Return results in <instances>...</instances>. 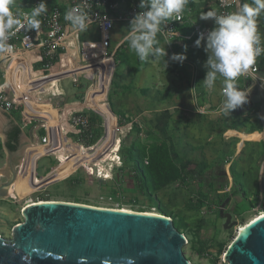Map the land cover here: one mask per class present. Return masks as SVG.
<instances>
[{
    "label": "rangeland",
    "instance_id": "1",
    "mask_svg": "<svg viewBox=\"0 0 264 264\" xmlns=\"http://www.w3.org/2000/svg\"><path fill=\"white\" fill-rule=\"evenodd\" d=\"M127 28L126 23L119 24L117 34L113 36V46L117 45L118 47V43L125 40ZM88 35H92L94 40L99 38L96 28L82 32L81 40H91L87 38ZM157 46L166 50V46L162 41H158ZM204 48L202 47L190 54L184 52L187 59L183 63L173 61L171 59L172 55H161L158 58L149 56L147 60L141 61L136 53L130 50L126 42L116 56L117 62L113 61V70L108 74L106 84V87L109 88L106 102L107 106L113 111L110 110L111 113H114V118L111 116V119L106 121L103 116L96 114L92 108L87 111L90 118L96 123L93 125V137L88 140L87 144H101L106 139V130L109 139L102 147V152L108 144L111 145L112 141L116 140L114 151L110 150V159L105 162L106 167L110 168V172H106L108 178L103 179V175H98L96 170L95 172L85 168L76 170L77 161L82 160L77 156V158L73 157L65 160V152L57 154L64 161L57 168L53 177L63 179L76 171L68 178L44 189L42 188V190L35 191L37 188L31 186L35 165L32 168L33 170L25 169L22 183L11 194L12 198L0 199V235L10 239L14 226L24 220L22 216L23 209L33 202L39 201L68 202L135 212L144 211L145 213L157 215L167 213L173 216L171 219L187 237L188 243L183 250L191 264H227L224 259L227 249L238 236V230L241 226L251 223L258 216L264 214V199L260 202V199L256 198V194L259 192L258 187H256L255 191L248 192L245 195L236 193L234 190L228 195L223 194L221 204L218 201H212L201 206L197 200H202L201 191L204 193L209 188L214 191V189L218 190L221 186L225 187L227 183L225 184V174L223 172L228 169L226 163L229 159H233L232 157L235 156L239 146L240 148L243 146V143L240 144V141L234 139L226 140L221 134L215 137L210 136L212 138L209 141L210 146H201L202 149H209V152L203 155L201 151L197 150L198 154L196 153V160H194L192 151L194 146L191 141L188 142L184 136L186 141L181 140L183 144L180 145V142L174 141L168 136L163 127L166 124L165 116L170 112L177 111V100L182 103L184 109L181 112L183 114H190L192 110L195 112L192 108L194 104L199 109L204 108L215 112L218 103L222 106L221 81L218 79L216 85L211 89L206 88L202 83L207 71L204 65L208 59ZM112 51L113 48L110 49V53ZM262 77L264 78V70L261 69L260 78ZM193 78L195 82L192 87ZM252 83V81H244L238 86H242L243 88H241L244 89ZM91 84L92 80L82 77L79 87L67 85L63 89L64 83L60 84L59 89L65 91L64 101L81 102ZM128 94H131V100L133 99V101L142 97L144 102L141 107L147 113H153L154 110H157V113H159L157 120L152 115H147V113L139 116L142 111L138 107H132L133 105L129 109L119 111L115 107V102H122V100L127 99ZM135 105L139 104L135 103ZM254 113L257 114V110ZM128 115L130 117H127ZM14 116L20 122L18 115L14 114ZM258 118L254 117L253 119L257 122V127L260 128V119ZM24 130L29 132L30 128L24 127ZM232 134L235 133L232 132ZM116 135L117 139H115ZM71 137L75 141L77 140L76 136L71 135ZM260 137L259 134L245 136L248 139ZM26 138L28 141L31 139L29 135ZM163 139L169 140L176 161L184 170L195 176V179L188 180L184 178V181H177L163 190L149 194L143 191L139 172L128 152L132 147L140 150ZM253 153L258 155L257 164L260 169V165L264 160V148L260 146L257 149L245 147L243 153L239 155L230 168L231 176L240 163L248 162L250 155H255ZM116 154H119L120 160L117 159V156L115 159ZM217 157L220 158V165L224 166V169L221 168L222 171H217L221 180L215 183L211 181L212 184L210 185L207 179L206 182H202V175L209 173L204 166L214 163L213 161H216ZM0 158V169H2L7 164V155L1 143ZM90 158L86 157L83 161L87 167L89 164L87 161ZM58 164L54 156L42 157L37 168L39 177L48 176ZM199 166H202V168L200 169ZM105 171L104 169L103 172L105 173ZM100 173L102 172L99 168ZM239 190L241 191V186L237 183V191ZM203 243L205 244L204 247H202Z\"/></svg>",
    "mask_w": 264,
    "mask_h": 264
},
{
    "label": "built area",
    "instance_id": "2",
    "mask_svg": "<svg viewBox=\"0 0 264 264\" xmlns=\"http://www.w3.org/2000/svg\"><path fill=\"white\" fill-rule=\"evenodd\" d=\"M212 1L217 4L220 12L225 13L234 11L238 6L237 0ZM39 2L40 0H32L30 6L13 0L10 6L13 15L21 20L23 26L16 28L15 35L8 40L12 51L0 53V107L9 113H16L22 128H31L32 141L36 142L33 147L42 150L39 154L34 153L35 168L31 186L37 188L35 191L41 189L43 182L55 175L57 168L63 164L64 160L58 157L57 152H65V160L76 156L81 159L82 161L76 163V170H96L98 175H103L102 178L106 179L108 173L99 174L98 165L100 161H108L106 155L110 150L114 151L116 140L111 147L108 144L103 152L102 147L109 139L107 133L105 141H101V144H87L93 137V125L96 124L86 112L90 107L78 109L75 105L73 109H67L68 105L62 106L54 98L65 95V92L59 89L60 84L65 83L63 89L67 85L79 87L81 78L84 77L92 80L90 91L80 105L86 104L96 84L102 85L107 70L104 64L107 61L117 62V50L110 53L116 23L130 22L141 9L134 1L129 10L123 9L125 0H69L66 8L60 5L51 6L47 1L48 11L39 17V31L28 30L26 17L30 16L31 9ZM77 5H81L88 14V30H98L97 40L82 41V32L65 21L66 11ZM182 17L181 20L173 17L161 27L160 35L169 45L181 37L179 28L185 25L184 11ZM210 30L211 28L197 25L186 39L192 41V46L197 47L195 41L199 35ZM202 44H206V39ZM263 56L264 54L259 56L248 73L239 78L238 84L242 81H252L253 85L259 82ZM53 112L57 113V120L54 119ZM42 131L46 134L41 135ZM71 135L76 136L77 140ZM44 156H54L59 164L48 176L40 178L37 168L39 160ZM86 157H91L87 161L88 167L83 163ZM117 159L120 160L119 154ZM256 198L262 202L264 193H257Z\"/></svg>",
    "mask_w": 264,
    "mask_h": 264
},
{
    "label": "water",
    "instance_id": "3",
    "mask_svg": "<svg viewBox=\"0 0 264 264\" xmlns=\"http://www.w3.org/2000/svg\"><path fill=\"white\" fill-rule=\"evenodd\" d=\"M252 84L243 89L249 92L248 102L238 114L256 105L264 109V90ZM12 121L0 108L7 152V164L0 169V199L12 198L9 190L19 164L34 155L24 132L17 149H9L6 130ZM74 172L63 179L52 176L41 190ZM261 187L264 193V178ZM22 216L10 239L0 235V264H191L183 250L187 237L166 216L57 201L30 204ZM224 259L227 264H264V214L238 234Z\"/></svg>",
    "mask_w": 264,
    "mask_h": 264
},
{
    "label": "crops",
    "instance_id": "4",
    "mask_svg": "<svg viewBox=\"0 0 264 264\" xmlns=\"http://www.w3.org/2000/svg\"><path fill=\"white\" fill-rule=\"evenodd\" d=\"M16 1L22 2L23 4H30V6H32V4H31L32 0H16ZM47 1H48V4L51 6H59L60 5V6H63L65 8L68 6L67 3L69 2V0H47ZM125 1L126 2L123 6L124 7L123 9H125V10H129L131 8V6L133 5V3H132L133 1L137 5H139V3H140V0H125ZM237 2H238V6L234 9V11L237 10V8L240 5H242L244 2L251 3V0H237ZM211 7H216L218 9L217 4L215 2H213L212 0H189L188 4L185 6V9H184L185 25L182 26L181 28H179V31H181V37L176 38L177 42L173 43L172 45H169L168 43H166L165 40L161 37L160 33H158L157 41H162V43L166 46L165 51H167L168 55H173V53L179 54V53H184V52L190 54L191 52L197 51L198 49L206 46V44H202L200 47H194V46H192V44L188 43L189 40H187L186 37H188L189 35H191L193 33L194 28L197 25H201L203 27H208L211 29L214 27V20H211V19L210 20H203V19L199 18L202 12H206V11L210 10ZM123 23H126L128 25V27L130 25V22H118V23H116L115 30H114L113 35H112V42H113V36L117 34V27L119 26V24H123ZM257 24H258V30L262 35V43H264V15H260L258 17ZM87 38L92 39V35H88ZM126 42H127L126 40H122V42L120 41L118 43V45L120 47L119 46L117 47V45L113 46V44H112V48H113L112 52L117 50L116 53L118 55L120 48L123 47ZM185 46H186V51H185ZM168 50H170V51H168ZM171 52H172V54H170ZM176 62H178V61H176ZM104 65L106 66L107 70L104 73L102 85L98 84V83L96 84V86L91 90L90 97L88 98V101L86 102V104L80 105L81 103L84 102V99L90 90H88L87 94L84 95L83 101H81V102L68 101V100L64 101L65 95L62 97H59V98H54L55 101H57L62 106L68 105L69 107L67 109H70V108L73 109L75 107V105H76V107H78V109L80 107L81 108L82 107L93 108L97 112H99L100 115L103 116L106 121L111 119V116L114 118V115H113V113H111L110 107L107 106V102H106L108 92H109V88L106 87L107 86L106 85L107 84V78H108V74L111 73V71L113 70V67H112L113 61H107ZM260 67L262 70H264V56L261 60ZM91 76H93V74ZM194 82L195 81L193 78L192 87H193ZM242 82H240V83H242ZM254 85H256L259 88L264 90V78L263 77L260 78L259 82L257 84L255 83ZM241 87H239V88L242 89L243 87L242 88ZM194 88H196V87L194 86ZM130 95L131 94H128L127 95L128 98L125 100H122V102L116 101L115 107L120 111L121 109L122 110L129 109V107L133 105L132 107H135V108L138 107L142 111V113H140L139 116H142L143 114L147 113L145 110H142V107H141L142 103L144 102V99L142 97H139L138 100L133 101V99L131 100ZM140 98H141V101H140ZM128 103H129V105H128ZM135 103L136 104L138 103L139 105H135ZM158 103H159V101H158ZM160 105H161V103H160ZM176 105H177L176 106L177 109L176 108L175 109L177 111L176 112L175 111L170 112L169 114H167L165 116L166 117V124L163 125V127H164L165 131L167 132L168 136L172 140H174V141L177 140L178 142H180V145L183 144V143H181L182 142L181 140H183V139H184V141H186V139L188 140V142L191 141V144L194 146L192 148V151L194 153L193 154L194 160H196L195 155L198 152L197 150L201 151V154H203V155H204V153L209 152L208 151L209 149L208 150L206 148L202 149L201 146L202 145L203 146L205 145V147L210 146L209 141L212 140V138H210V136L215 137L216 135L219 136V134H221L223 136V138H225L226 140L234 139V140L240 141V144L243 143V146L241 148L239 146L238 150L236 151L235 156L232 157L233 159L232 160L229 159V161L226 163L228 165V169L226 170L227 172L226 171L223 172L225 174V178H224L225 184L227 183L225 185V187L221 186V188H219L218 190L214 189V191L212 188H209L206 191H204L203 194H206L207 196H209L210 199L216 200L218 198V195H221L222 197H224L223 194L228 195L233 189H235V191H236L237 190V183H238V185L241 184L243 186V187H241V191L239 190L237 193H243L245 195L248 192L255 191L256 187H258V191H259L257 193H260L262 191L261 182L264 178V160L262 161V163L260 165V169H259V166L257 164L258 163V158H257L258 155H256V153H253L255 155H250L248 162L245 161L243 163H240L239 166H237L235 171L237 172L238 176H233V175L231 176L230 168L235 163V160L239 157V155H241L243 153V151L245 150V147H249L250 149L251 148L257 149L260 146V147L264 148V109H261V107L259 105H256L255 107L249 109L248 111H245L243 113L241 112L239 114L237 113L236 116H231V115L226 116L223 113L222 106L219 103L217 104V108H216L217 111L216 112L215 111H208L207 109H204V108L199 109V107H196V105L194 104L192 106V108H194L195 112L192 110V113H190V114H187V113L183 114V112H181L184 108H182L183 106H182V103L180 102V100H177ZM2 110L15 122V124H17V126H19L22 129V133L24 132L27 136L29 135L30 137H32L31 128H30L29 132H26L24 130V128H22V126L20 125V122H18L16 120L14 113H9L4 109H2ZM256 110H257V114L254 113ZM87 111H88V109H87ZM237 112H238V109H237ZM53 114H54V119L57 120V113L53 112ZM87 114H88V112H87ZM158 114L159 113H157V110H154L153 113H147V115H152L155 120H157ZM88 116H89V114H88ZM127 117H130V115H128ZM254 117L255 118L259 117L258 119H260L259 120L260 128L257 127L258 124H257V122L254 121V119H253ZM161 120H162V115H161ZM215 122H217V123H215ZM106 129H107V127H106ZM232 132H234L235 134H232ZM43 134H46V133L42 131L41 135H43ZM255 134H259V135H261V137L255 138V139L245 138V136H251V135L254 136ZM184 136L186 137V139L184 138ZM0 138H1L0 143H1V146L3 148V137L0 135ZM29 142H30L33 154L35 152H36V154H39L42 152L41 149H34L33 146L36 145V142L32 141V138L30 139ZM61 153L62 152H57V154H61ZM6 155H7V152H6ZM34 155L32 158L24 157L23 162L21 164H19V166H18L19 174L17 176V181L13 185V191L14 192L17 190V187L20 185V183H22L21 180L23 177L24 170L27 168H29V170L34 169L33 168V166L35 165ZM222 156H224V155H222ZM219 159L220 158L217 157L216 161H213L214 163H212L211 165H208V166H204V168L207 169L209 171V173L202 175V180H203L202 182H206L205 180L207 179L209 182V185H210V184H212L211 181H213L215 183L216 181L221 180L220 176L218 175V172L220 170L222 171V169H224L223 168L224 166L220 165ZM0 160H1V158H0ZM190 175H191V173H190ZM191 176L193 178L195 177L193 175H191Z\"/></svg>",
    "mask_w": 264,
    "mask_h": 264
},
{
    "label": "clouds",
    "instance_id": "5",
    "mask_svg": "<svg viewBox=\"0 0 264 264\" xmlns=\"http://www.w3.org/2000/svg\"><path fill=\"white\" fill-rule=\"evenodd\" d=\"M189 0H140L141 9L130 21L125 40L130 50L134 51L141 61L149 56L158 58L167 56V51L157 46V36L162 25L175 17L181 20L182 13ZM13 0H0V53L12 51L8 43L15 29L22 27L21 20L13 15L11 5ZM48 11L47 0L40 2L31 9L27 19L28 30L40 29L42 14ZM264 13V0L244 2L237 10L220 12L216 7L202 12L200 19L214 20V27L206 34L201 33L195 41L200 47L206 39L204 51L208 59L204 65L207 69L203 85L211 89L217 80L222 85V111L226 116L248 102L249 92L238 86L241 76L248 73L256 64L257 58L264 54L262 35L258 30L257 19ZM65 21L80 32L88 30V14L81 5L66 11ZM186 51V46H185ZM171 59L183 63L187 59L184 53L173 54Z\"/></svg>",
    "mask_w": 264,
    "mask_h": 264
},
{
    "label": "trees",
    "instance_id": "6",
    "mask_svg": "<svg viewBox=\"0 0 264 264\" xmlns=\"http://www.w3.org/2000/svg\"><path fill=\"white\" fill-rule=\"evenodd\" d=\"M188 43L191 44L192 41H188ZM236 115L237 109L233 111L231 116ZM21 135L22 129L19 126H16L12 134V140L16 142L14 144L8 143L10 150L15 151L17 149L18 140ZM128 155L139 172L141 179L140 182L142 184L141 187L146 193L150 194L152 192L163 190L177 181H184V178L188 180L191 178L193 179L190 173L184 170L176 161L168 139H163L140 150H136V147H132L130 148ZM199 168L201 169L202 166H199ZM233 176H238L236 171H233ZM239 186L243 187L241 184ZM200 194L202 200L197 201L201 206L212 201H218L221 204L223 200L221 195H218V198L213 200L206 194H203L202 191ZM138 212L145 213L144 211ZM162 215L173 218L171 214L163 213ZM178 229L181 231L180 228ZM204 245L205 244L203 243L202 247H204Z\"/></svg>",
    "mask_w": 264,
    "mask_h": 264
},
{
    "label": "bare ground",
    "instance_id": "7",
    "mask_svg": "<svg viewBox=\"0 0 264 264\" xmlns=\"http://www.w3.org/2000/svg\"><path fill=\"white\" fill-rule=\"evenodd\" d=\"M80 152V151H79ZM110 154L111 153H109L107 156H106V160H109L110 159ZM116 156H117V154L115 155V159H116ZM112 160V159H111ZM99 167H100V171L101 172H103V170L105 169L106 171L105 172H110V168H108V167H106V164H105V161H100V164L98 165ZM104 173V172H103ZM105 174V173H104ZM14 191H13V185L11 186V188H10V190H9V193H10V195L13 193ZM33 203H39V202H33ZM32 203V204H33ZM41 203V202H40ZM124 211H126V210H124ZM154 215H156V214H154ZM262 216H263V214H262ZM259 217H261V216H258L256 219H258ZM255 219V220H256ZM254 221V220H253ZM250 223H248V224H246V225H243V226H241L240 228H239V230H238V234H241L242 232H244V230L246 229V227L249 225ZM234 241V240H233Z\"/></svg>",
    "mask_w": 264,
    "mask_h": 264
},
{
    "label": "flooded vegetation",
    "instance_id": "8",
    "mask_svg": "<svg viewBox=\"0 0 264 264\" xmlns=\"http://www.w3.org/2000/svg\"><path fill=\"white\" fill-rule=\"evenodd\" d=\"M17 126V124H15V122L14 121H12V122H10V124H9V126H8V128H7V130H6V133H7V135H8V137H9V143H11V144H14L16 141H14V140H12V134H13V132H14V129H15V127ZM20 141H21V137H20V139L18 140V143L20 144ZM235 187V186H234ZM234 190V192H238L237 190L235 191V189H233Z\"/></svg>",
    "mask_w": 264,
    "mask_h": 264
}]
</instances>
